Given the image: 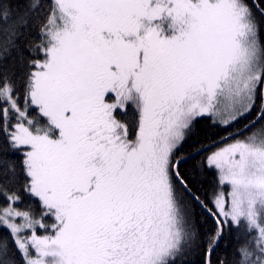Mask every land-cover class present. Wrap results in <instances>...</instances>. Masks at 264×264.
Instances as JSON below:
<instances>
[{"label": "snow or ice", "instance_id": "6c2138e0", "mask_svg": "<svg viewBox=\"0 0 264 264\" xmlns=\"http://www.w3.org/2000/svg\"><path fill=\"white\" fill-rule=\"evenodd\" d=\"M0 264H264V0H0Z\"/></svg>", "mask_w": 264, "mask_h": 264}]
</instances>
